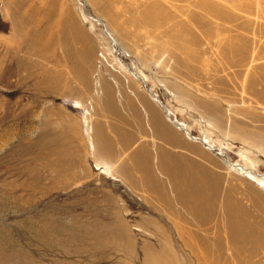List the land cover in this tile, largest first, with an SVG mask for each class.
I'll list each match as a JSON object with an SVG mask.
<instances>
[{"label":"rangeland","instance_id":"obj_1","mask_svg":"<svg viewBox=\"0 0 264 264\" xmlns=\"http://www.w3.org/2000/svg\"><path fill=\"white\" fill-rule=\"evenodd\" d=\"M146 89L264 175V0H0V264H264L260 183L223 165L252 217L189 237L102 174L99 128Z\"/></svg>","mask_w":264,"mask_h":264},{"label":"crops","instance_id":"obj_2","mask_svg":"<svg viewBox=\"0 0 264 264\" xmlns=\"http://www.w3.org/2000/svg\"><path fill=\"white\" fill-rule=\"evenodd\" d=\"M141 83L145 87L143 79ZM159 101L128 99L117 110H109L107 123L112 126H107L106 133L100 128L97 132L98 141L104 143L95 161L102 174L139 199L150 215L186 221L189 237L195 236L196 228L210 229L216 221L223 229V212L227 221L235 220V226L238 219H250L252 213L242 208L240 200L251 204V186L244 184L245 190L238 193L240 183L226 184L223 165L227 173L237 172L224 159L213 156L204 144L192 140L190 137L195 136L188 127H184L186 132L178 129L170 118L181 122ZM231 221L226 225L230 227Z\"/></svg>","mask_w":264,"mask_h":264},{"label":"bare ground","instance_id":"obj_3","mask_svg":"<svg viewBox=\"0 0 264 264\" xmlns=\"http://www.w3.org/2000/svg\"><path fill=\"white\" fill-rule=\"evenodd\" d=\"M95 20H96V22H98V23H100V24L102 25V27H103V28H102L103 33H105V35L108 36L109 40H111V42H113L112 37H111V36L107 33V31L104 29V24L102 23V20L97 19V18H95ZM141 21L144 22V18H143ZM129 72H130V73H129ZM128 73L131 75V77H133V78H137V79H139L140 81H142V79L139 78V76H137L135 73H133V71H131V70L128 69ZM147 90H148V89H147ZM154 97H155V96H154ZM74 106H75L76 108L79 107L78 103H75ZM165 113H166V117H167V118H170V116H169V112H168L166 109H165ZM170 120H171L172 123H174V124L176 125V127H177L178 129L183 130V131L186 132L185 128H184L182 125L177 124V123L175 122V120L172 119V118H170ZM196 140H197V139H196ZM200 141H201L202 144H204L208 149L215 151V150H214L212 147H210L205 141H203V140H200ZM216 155H217V156H220V157H223V158L225 159L224 162H227V163H228V165L231 167V170H233V171H235V172H237V173H241V174H243V175H245V176H247V177H249V178H251V179H253V180H257V181H258V182L264 187V175H259V174H257L256 172H254V171H252V170H250V169H248V168L242 167V166L239 165V164H237V165H239V166L232 165V164L230 163V161H229V158H228L226 155H222L220 152L217 153ZM240 166H241V167H240Z\"/></svg>","mask_w":264,"mask_h":264}]
</instances>
